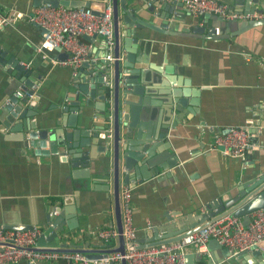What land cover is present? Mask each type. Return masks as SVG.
Wrapping results in <instances>:
<instances>
[{
	"label": "crops",
	"instance_id": "crops-1",
	"mask_svg": "<svg viewBox=\"0 0 264 264\" xmlns=\"http://www.w3.org/2000/svg\"><path fill=\"white\" fill-rule=\"evenodd\" d=\"M46 1L0 0V10L32 13ZM82 1L102 10L105 0ZM219 1L237 12H246L255 5L264 10V0H258V4L252 0ZM131 3L146 23L142 28L135 27L139 45L135 51L140 60L135 65L141 69L137 80L144 85L139 108L148 115L147 120H160V127L167 119L165 107L170 92L187 90V105L182 113L185 117L166 136L176 164L143 183L129 184L134 186L133 218L137 238H141L150 228L173 225L190 214L206 211L220 197L226 200L240 195L249 182L264 172V22L228 39L204 40L193 33V28L197 22L209 28L211 21L205 22L203 15L190 12L182 2ZM125 29L121 21V30ZM217 31L226 33L225 29ZM43 35L39 25L28 21L0 29V51L7 60L11 59L0 63V226H39L44 231L49 226V215H53L59 218L68 248L88 247L101 253L119 244L118 240L106 242L97 235L101 228L116 224L112 192L103 189L92 163L101 154L102 143L93 136L103 124L101 111L92 105L79 118L77 128L69 124L63 107L78 94L74 73L54 62L61 60L57 52L40 50ZM79 39L90 46L84 60L90 63L81 66L82 75L89 78L90 72L97 73L92 62H99L104 55L106 39ZM15 61L28 65L26 75H18L13 67ZM27 81L32 86H27ZM23 84L32 91L29 101H34L33 108H28L27 102L22 105L23 98L16 101L15 95ZM8 99L12 104L7 103ZM27 108L29 112L24 115ZM170 111V116L178 113L175 108ZM34 125L55 133L60 144L69 141L71 149L60 145L59 153L39 154L31 143ZM240 126L246 127L255 145L244 159L225 155L215 145L218 134ZM50 143L49 138L47 147ZM85 160L90 161V167L73 165ZM88 171L91 175L87 178L75 177L77 172ZM124 186L121 184V189ZM193 251L189 253H195L194 262L189 264H264V252L259 256L254 251L247 252L245 257L230 255L225 247H219L208 248V253L200 257ZM43 264L69 263L58 260Z\"/></svg>",
	"mask_w": 264,
	"mask_h": 264
},
{
	"label": "water",
	"instance_id": "water-1",
	"mask_svg": "<svg viewBox=\"0 0 264 264\" xmlns=\"http://www.w3.org/2000/svg\"><path fill=\"white\" fill-rule=\"evenodd\" d=\"M252 1L259 3L258 0ZM131 2L132 0H111L114 25V46L111 54L114 59L112 61L106 60L110 54V51L106 49L99 62H92L96 66L97 73L94 75L93 72H90L89 78H84L86 74L82 75L83 67H81L74 75L78 94L75 97H70L69 104L63 107L64 117L75 128L78 127L79 118L83 116L90 106L94 105L95 108L101 111L100 118L103 120V124L93 133V136L102 143L100 146L101 154L92 163L97 168L95 173L99 174V179L102 180L101 186H105L103 189L105 191L111 190L112 192L115 222L119 232V244L117 247L107 249L101 253H95L88 247L78 249L77 246L70 245V248H68L69 243L63 242L67 236L64 234L63 227L59 225V218L49 215V226L38 237L36 247L32 248V250L60 249L81 251L90 258H99L110 252L124 253L125 240L120 202L121 184L143 183L150 179L151 176L167 171L176 164L175 159H171L175 155L172 156L169 151L171 145H169L166 136L170 128H176L185 117L182 113L187 105V90L177 88L170 92L165 107L167 119L164 118L162 120L160 127H158L160 120H156V123L147 120L148 115H145L142 108H139L141 100L139 95L142 94L144 85H141V81L138 82L137 80V74H140L141 69L139 70V67L135 65L136 60H139L135 51L139 46L135 27L142 28L146 23L135 13L136 10ZM46 3H51L55 7H92L95 14L102 15L101 8L96 9L90 3L82 0H47ZM164 3L167 5L166 2ZM260 11L263 10L255 5L249 7L246 12ZM202 19L205 22L211 21V26L206 28V26L199 25V22H197L193 28V33L204 40L228 39L241 33V31L264 22V20L247 19L227 20L212 13L204 14ZM121 21L125 25V30H121ZM219 28L221 30L225 29L226 33L217 31ZM163 30L165 31L166 28H163ZM96 37L97 35L86 36L88 39ZM123 51L126 53L124 54ZM46 52L49 54L57 52L61 60L69 57V52L63 48H56L52 51L46 50ZM7 62H11V59L7 60L4 53L0 51V63ZM89 63L90 61L86 60L83 65L85 66ZM13 67L19 76L23 73L26 75L25 73L27 72H24L26 71L24 66L19 65L17 61L13 63ZM166 77L170 81H174L173 77L167 73ZM31 84V82L27 81V86ZM16 101L18 102L17 98ZM26 102L28 103V108H33L35 105L34 101H29L27 97H24L21 104L23 105ZM28 108L24 109V115L29 112ZM174 108L178 113L170 116L168 109L171 110V113ZM13 113L15 114V112ZM105 130H111V140L100 137V132ZM71 136L72 134L67 135L68 139ZM30 137L32 145L37 148L36 151L43 155L59 153L60 145H63L67 150L71 149L72 146L69 141L60 144L56 140L55 133H50L47 129H39L36 125L30 131ZM49 138L51 143L47 147ZM151 138H154L155 141H152ZM81 164L84 167H90L91 165L90 161L87 160L82 161V163H74L73 165L79 166ZM75 175V177L87 178L91 175V171L86 172V174L77 172ZM100 188L98 187V189ZM262 208H264V172L249 182L240 195L226 200L220 197L210 203L206 211L190 214L187 219L173 225L150 228L143 237L137 238V247L147 248L177 242L229 214L241 218L243 223L248 225L251 221L252 212ZM55 210L56 208L53 207L52 211ZM3 227L20 231L32 228L6 224ZM219 247L223 248L215 238L209 240V249H217ZM225 250L228 252L226 248ZM253 254L263 255V251L254 250ZM237 255L247 256V252H240ZM194 256L195 253H188L186 255L187 263H193ZM122 264H127V261L123 260Z\"/></svg>",
	"mask_w": 264,
	"mask_h": 264
},
{
	"label": "built area",
	"instance_id": "built-area-1",
	"mask_svg": "<svg viewBox=\"0 0 264 264\" xmlns=\"http://www.w3.org/2000/svg\"><path fill=\"white\" fill-rule=\"evenodd\" d=\"M161 3L182 2L186 9L196 15L212 13L227 20L247 19L264 20V10L260 12H237L227 3L219 0H154ZM102 15L94 13L90 7L70 8L55 7L44 3L32 13H24L16 9L0 10V29L15 26L21 21L39 25L43 31V42L40 50L52 51L63 48L69 52L64 60L55 63L71 68L74 75L82 66L89 54L90 46L80 41L81 36H100L106 39V47L110 54L106 60L112 61L111 51L114 46L113 15L111 0H105ZM24 69L28 65L23 64ZM31 90L24 84L20 86L15 97L32 99ZM7 103L12 104L8 99ZM102 139L111 140V130L100 133ZM215 145L228 156L244 159L249 149L255 146L249 139L246 127H231L225 133L218 134ZM134 186L126 185L120 192L122 210L123 236L125 251L110 252L105 256L90 258L84 252L46 249L32 250L36 247L38 237L43 229L34 226L20 231L0 226V264L24 261L28 264H43L47 261L64 260L69 264H189L186 255L194 250L200 257L208 253V242L215 238L230 255L240 252L261 250L264 252V208L251 214V221L245 225L241 218L226 215L181 240L154 247H137V231L134 225L132 190ZM97 235L106 242L117 241L119 232L116 224L101 228Z\"/></svg>",
	"mask_w": 264,
	"mask_h": 264
},
{
	"label": "trees",
	"instance_id": "trees-1",
	"mask_svg": "<svg viewBox=\"0 0 264 264\" xmlns=\"http://www.w3.org/2000/svg\"><path fill=\"white\" fill-rule=\"evenodd\" d=\"M112 242V241H111Z\"/></svg>",
	"mask_w": 264,
	"mask_h": 264
}]
</instances>
